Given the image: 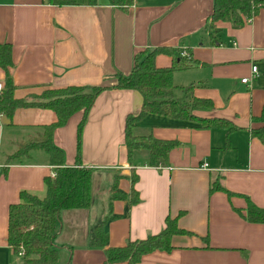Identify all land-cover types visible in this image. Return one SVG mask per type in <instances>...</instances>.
<instances>
[{
  "label": "crops",
  "instance_id": "crops-1",
  "mask_svg": "<svg viewBox=\"0 0 264 264\" xmlns=\"http://www.w3.org/2000/svg\"><path fill=\"white\" fill-rule=\"evenodd\" d=\"M212 8L213 0H133L127 10L107 0L95 7L0 0V44L11 46L8 74L16 99L46 89L112 87V76H128L142 52L171 48L200 64L172 75L174 97L179 88L193 86V96L212 105L194 111L193 121L148 115L134 124L135 136L177 144L167 163L155 167L146 152L127 156L125 121L139 114L142 103L136 92L104 91L80 130L82 112L53 132L64 166L92 171L89 208L60 213L53 240L57 264H103V251L89 247L92 229L102 222L108 247L121 248L158 235L166 218L176 219L183 234L172 237L169 253H150L137 264H264V224L245 218L249 205L264 210V146L250 136L264 116V8L239 29L229 22L211 24ZM154 64L169 68L172 59L159 54ZM198 119L224 121L230 130L202 128ZM55 121L34 107L16 110L11 120L0 115V264L22 263L7 245L9 206L19 202L20 192L44 197V179L55 174L39 152L4 175L5 161ZM131 173L137 178L135 205ZM115 176L124 177L117 193L127 199L110 203ZM216 184L222 190L210 191Z\"/></svg>",
  "mask_w": 264,
  "mask_h": 264
},
{
  "label": "trees",
  "instance_id": "trees-1",
  "mask_svg": "<svg viewBox=\"0 0 264 264\" xmlns=\"http://www.w3.org/2000/svg\"><path fill=\"white\" fill-rule=\"evenodd\" d=\"M54 7H95L97 0H44ZM109 6L127 10L133 0H107ZM264 8V0H213L212 14L209 22H229L234 29H239ZM214 42V41H213ZM215 43V42H214ZM162 54L172 59L169 68H156L154 59ZM12 66L11 46L0 44V69L5 72V84L0 93V115L11 120L16 110L36 108L48 111L56 121L42 126V132L35 140L18 145L17 151L7 157L2 174L10 165L26 162L28 155L42 153L46 163L55 169L54 178L44 179L45 195L38 198L26 192L19 193V202L8 208L7 245L14 255L22 257L21 264H57L58 250L53 246L57 237L62 211L87 210L90 206V185L92 171L81 166L65 167L61 150L52 143L53 132L63 127L74 114L82 112L84 119L92 107L96 97L110 89L136 92L141 97V109L138 115L128 116L125 121V146L128 159L133 152H146L150 167L159 163H167L168 153L176 147L175 142L157 141L149 136H135L134 124L148 115L160 116L172 120L193 121L194 111H208L212 108L208 100L196 99L193 86L179 88L182 99L174 97L175 88L172 75L177 71L199 67L200 64L191 58L182 57L171 48H158L147 54L142 52L135 59L134 67L128 76L114 74L112 87H67L63 89H46L39 95H29L24 99H16V87L8 74ZM27 100V101H26ZM202 128L219 127L229 132L227 123L220 120H199ZM261 127L251 131L250 136L264 146V116L258 120ZM79 147V146H78ZM79 153V148H78ZM124 177L115 176L111 191L110 203L115 200L124 201L126 196L117 193V183ZM130 205L138 202L134 186L136 176L130 175ZM222 190L217 184L210 191ZM111 217L110 219H113ZM245 218L250 223L264 224V210L252 205L246 210ZM105 222L94 227L90 234L89 247L102 250L105 256L103 264H137L141 258L153 252L169 253L172 250L171 239L174 235L183 234L178 230L176 219L166 218L164 229L155 236L142 241L128 242L124 247H108L107 235L104 231Z\"/></svg>",
  "mask_w": 264,
  "mask_h": 264
},
{
  "label": "built area",
  "instance_id": "built-area-1",
  "mask_svg": "<svg viewBox=\"0 0 264 264\" xmlns=\"http://www.w3.org/2000/svg\"><path fill=\"white\" fill-rule=\"evenodd\" d=\"M181 56H182V57H185L184 53H183ZM251 74H252V75L256 74V68H255V67H252V68H251ZM247 81H248V79H244V80L241 81V83H242V84H246ZM2 89H3V86L0 85V93H1ZM203 167H206V165H204ZM54 176H55V174H53V175L51 176V178H54Z\"/></svg>",
  "mask_w": 264,
  "mask_h": 264
},
{
  "label": "rangeland",
  "instance_id": "rangeland-1",
  "mask_svg": "<svg viewBox=\"0 0 264 264\" xmlns=\"http://www.w3.org/2000/svg\"><path fill=\"white\" fill-rule=\"evenodd\" d=\"M175 96H176V98H181L182 97L181 94L178 93V92H175Z\"/></svg>",
  "mask_w": 264,
  "mask_h": 264
}]
</instances>
